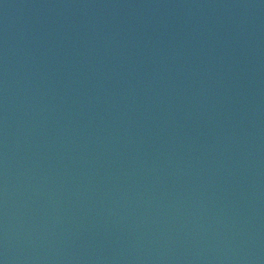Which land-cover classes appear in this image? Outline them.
Masks as SVG:
<instances>
[{
	"label": "water",
	"instance_id": "obj_1",
	"mask_svg": "<svg viewBox=\"0 0 264 264\" xmlns=\"http://www.w3.org/2000/svg\"><path fill=\"white\" fill-rule=\"evenodd\" d=\"M4 264H264V0H0Z\"/></svg>",
	"mask_w": 264,
	"mask_h": 264
},
{
	"label": "clouds",
	"instance_id": "obj_2",
	"mask_svg": "<svg viewBox=\"0 0 264 264\" xmlns=\"http://www.w3.org/2000/svg\"><path fill=\"white\" fill-rule=\"evenodd\" d=\"M0 261H2V260H0ZM2 264H4V261H2Z\"/></svg>",
	"mask_w": 264,
	"mask_h": 264
},
{
	"label": "snow or ice",
	"instance_id": "obj_3",
	"mask_svg": "<svg viewBox=\"0 0 264 264\" xmlns=\"http://www.w3.org/2000/svg\"><path fill=\"white\" fill-rule=\"evenodd\" d=\"M0 264H2V261H0Z\"/></svg>",
	"mask_w": 264,
	"mask_h": 264
}]
</instances>
